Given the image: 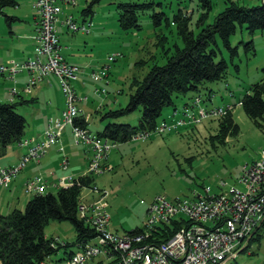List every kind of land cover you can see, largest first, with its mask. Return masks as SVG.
<instances>
[{
  "label": "rangeland",
  "instance_id": "obj_1",
  "mask_svg": "<svg viewBox=\"0 0 264 264\" xmlns=\"http://www.w3.org/2000/svg\"><path fill=\"white\" fill-rule=\"evenodd\" d=\"M89 1L63 3L62 12L59 13L60 20L65 15H71L78 25L84 24L88 28L87 32L81 28L71 30L60 21L57 22L56 30L61 53L68 61L75 62L80 67L77 78L72 83L80 98L76 100L77 106L87 116V128L91 133L102 130L109 121L127 122L131 125L138 123L141 106L118 115L103 114L109 109L125 106L129 93L133 90L132 80L141 79L153 63H164L165 50H173L174 44L182 45L177 26L171 21L179 9L189 15L188 26L196 34L203 25L211 23L227 4L225 0H209L210 7L206 10L199 0H98L93 3V13L83 20L81 9ZM121 1L152 2L151 7L138 13L140 28L121 27L117 9V3ZM237 1L245 5H256L262 0ZM18 2L17 5H3L0 10V63L7 64L10 60L20 62L34 55L35 40L32 35L35 30L31 26L35 22L36 9L32 0ZM158 11H163L164 15L160 18V23L156 24L153 13ZM16 23L20 25L17 26ZM25 27L29 31L28 35L18 32ZM212 46L217 51L216 58L223 57L227 61L226 75L219 79L203 80L198 89L174 97V104L163 106L159 120L163 121L164 118L169 123L175 122L184 116V106H188L189 114H196L198 105L194 103V97L199 95V104L205 108L229 106L238 124V132L221 143L215 137L211 139L210 135L217 129V118L224 113L205 116L199 120L184 116L186 120L183 123L165 128L162 132L153 130L146 137L137 136L121 142H111L108 156L101 161L110 164L111 168L94 172V185L97 189L82 187L79 200L87 205L100 198L101 205H98L108 212V227L113 232L122 233L134 227H142L147 218L148 205L157 195L173 199L201 192L206 186L216 192L228 191L231 186L241 187L238 178L243 166L259 158L264 147V117H258L260 124H256L245 113L238 99L253 82L264 75V27L249 30L245 24L236 23L234 32L229 36V46L218 34ZM115 51L121 55L108 61V55ZM105 63L109 64L107 77L94 80L92 71L99 70ZM24 71L26 70L17 71L14 79H7L5 82L1 79L0 88L6 90L12 84L20 85V81L25 78ZM0 75L2 77L3 74L0 72ZM57 84L58 93L52 99L53 104L43 94L33 101L17 104L16 110L27 121L25 131L34 130L36 124L37 127L42 125L43 117L49 113L47 108L57 104V98L64 104L63 93L59 83ZM102 88L104 91H100ZM97 89L99 92H96ZM21 94L27 99L33 96L25 91ZM6 98L8 97L4 99ZM63 131L65 135L62 133L60 139L64 152L69 155L70 169L63 171L64 174L57 178L56 186L67 173L74 176L82 174L88 164L87 158L89 161L92 154L88 145L73 142L69 125ZM68 136L69 148L66 145ZM41 156L38 161H34L39 162ZM40 171H36V174ZM23 175V171L18 174L11 189L0 185V198L3 196L1 191L6 190L8 195V198L0 199L1 212L7 213L13 207L23 209L26 200L33 193L24 190V185L21 184ZM40 175L47 185V180L42 173ZM56 188L49 187L52 191ZM44 233L60 242H71L76 236L73 224L67 219H49L44 226ZM260 234L259 241H252L247 248L240 249L235 258L226 260L223 264H264V228L260 230ZM70 247L76 249V245ZM62 255L61 247L50 255L49 260L64 263L63 258L59 259Z\"/></svg>",
  "mask_w": 264,
  "mask_h": 264
},
{
  "label": "built area",
  "instance_id": "obj_2",
  "mask_svg": "<svg viewBox=\"0 0 264 264\" xmlns=\"http://www.w3.org/2000/svg\"><path fill=\"white\" fill-rule=\"evenodd\" d=\"M63 3L74 4L75 0H32L36 9L35 31L32 35L35 40L34 55L20 62L10 60L7 64H0V72L6 77L14 78L17 71H27L23 87L25 92H30L36 83L48 74H53L58 78L64 96L60 115L48 117L42 138L35 140L33 137H23L19 143L26 145V151L19 162L0 167V185L7 186L26 162L31 159L38 161L54 143L59 144L58 150L62 153L60 167L66 169L68 160L60 138L67 125L71 128L73 142L86 144L92 151L83 173H99L111 168L110 164L101 161L108 156L112 141L91 133L87 126L75 122V118L87 121V116L77 106L76 100L80 98L72 83L80 67L67 61L59 51L56 25L60 21ZM61 23L71 30L81 28L82 31H88L84 24L78 25L71 15H65ZM117 55L121 53L115 51L109 54L108 61L114 60ZM108 65L105 63L99 70H93L92 78L99 80L107 77ZM11 92L16 93L15 87L11 88ZM194 98V103L198 105L197 113L189 114L188 106L183 109L184 116L194 120L220 115L230 108H205L200 106L199 96ZM184 116L175 122L160 121L156 130L162 132L165 128L175 127L186 120ZM147 135L148 132H140L133 137ZM73 181L74 175L67 173L60 178L58 186H69ZM238 182L241 187L231 186L228 191L216 192L206 186L203 191L193 192L183 198L168 199L164 195H157L148 205L142 228L122 233L109 229V214L98 205L100 198L87 205L80 203L79 216L94 227L95 235L80 243L73 254L64 259V263L45 259L38 264H85L93 257H98L102 264H223L246 247L251 232L264 218V147L259 158L243 166ZM23 185L25 191L40 192L44 191L46 184L40 174H35L26 179ZM173 218L181 220L182 224L168 239L158 242L149 239L157 224L170 222Z\"/></svg>",
  "mask_w": 264,
  "mask_h": 264
},
{
  "label": "trees",
  "instance_id": "obj_3",
  "mask_svg": "<svg viewBox=\"0 0 264 264\" xmlns=\"http://www.w3.org/2000/svg\"><path fill=\"white\" fill-rule=\"evenodd\" d=\"M95 1L98 0H90L81 9V14L84 15L83 20L85 16L93 13ZM199 1L206 10L210 7L209 0ZM225 1L227 4L217 13L214 20L203 25L196 34L188 26V14H184L179 9L173 15L171 21L177 26L182 45L174 44L173 50L169 48L165 50L164 63H153L141 79L132 80L133 90L129 93L125 106L109 109L103 114V116L118 115L141 106L138 123L131 125L127 122L109 121L102 130L97 131L98 135L116 143L129 140L140 132L149 133L156 130L160 123L163 106L174 104V97L183 96L189 90L198 89L199 83L203 80L219 79L226 75L227 61L223 57L216 58L217 51L212 46V43L216 42V34L229 46V36L234 32L236 23L245 24L249 30L263 28L264 0L256 5L241 4L237 0ZM6 4L14 5L15 0H0V9ZM151 6L152 2L147 1L118 2V19L121 27L140 28L138 13ZM163 15V11L154 12V22L159 24ZM166 21L168 23V19ZM16 96L20 98L0 100V158L10 143L19 142L24 135L27 121L25 116L16 110V106L30 99H25L22 94ZM239 100L245 113L259 125L260 121L257 118L264 117V75L253 82ZM217 120V129L213 135H210L211 139L215 137L219 142L224 143L229 136L238 132L239 127L230 108ZM75 122L87 126V121L81 118H75ZM93 174L90 172L74 176L72 184L57 186L55 191L33 192L26 200L23 209L13 207L7 213L0 211V264H38L42 260H49L50 255L61 247L63 255L59 259H65L75 251L70 247L71 245L77 247L85 240H90L95 235L94 227L85 218L79 216L78 210L82 187L97 189ZM51 218L69 220L76 231L74 240L60 242L52 236H47L44 233V226ZM181 224L182 221L176 218L170 222L157 224L149 239L155 242L164 241ZM141 228L134 227L128 231ZM262 228H264V218L261 224L251 232L245 248L252 241H259ZM85 264H102V261L98 257H93Z\"/></svg>",
  "mask_w": 264,
  "mask_h": 264
},
{
  "label": "crops",
  "instance_id": "obj_4",
  "mask_svg": "<svg viewBox=\"0 0 264 264\" xmlns=\"http://www.w3.org/2000/svg\"><path fill=\"white\" fill-rule=\"evenodd\" d=\"M17 4H19L18 0H15V4L14 5H17ZM11 17L12 18H15V15L14 16L12 15ZM35 17L36 16L34 15V18ZM16 18H18V17L16 16ZM35 22H36V18H35ZM35 22L33 21V24L31 26L32 29L34 28V30H35ZM60 22H61V20H60ZM16 24H17V26L20 25L19 23H16ZM12 25H15V24H12ZM11 32H14V30H11ZM18 32H20L22 34H26V35L29 34V31H28L27 27L23 28L22 31H18ZM59 45L61 47V44H59ZM60 47H59V51H60ZM60 53H61V51H60ZM63 57L65 58L64 55H63ZM12 58H14V57L12 56ZM72 63H75V62H72ZM24 72L27 73V71H24ZM26 73H25V78L23 76L24 80L23 81L22 80L20 81L21 82L20 85L12 84L6 90H3V89L0 88V100H9L10 97L13 98V99H17L16 98V95L17 94H21L22 92H24L23 91V87H24V84H25L26 79H27V76H28V73L27 74ZM14 76H15V74H14ZM1 79H3L2 82H5L7 79L9 80V79H14V78L6 77L3 74L2 77H0V80ZM57 83H59L58 78L55 75H53V74H48L41 81H39L38 83H36L32 87V89H31V91L29 93H31L33 96L31 98H29V99L33 101L37 96H40L41 94H43V95H46L49 98L50 103L53 104L52 99H54V96L56 98L57 97L56 95L58 93V86H57L58 84ZM12 87H15L16 93L11 92V88ZM5 97H8V98L4 99ZM25 99H27V98H25ZM52 106H53L52 108L51 107L47 108V112H49L48 113V116L49 117L50 116H59L60 113H61V110L64 107L63 101L60 98H59V100L57 98V104L52 105ZM48 116L45 115L43 117V121H42L43 123H42V125L40 124V126L37 127V124H36L34 130H36V132H38V134H35L36 132L34 130H31L30 132L29 131L27 132V131L24 130L23 137H28V138L33 137V138H35V140L41 139L42 136H43V130L45 129L46 119H48L47 118ZM39 120H40V117H39ZM39 120L37 121V123L39 122ZM63 134L65 135V131H63ZM69 136H70V130H69ZM69 136L67 137V143H68V144H66L67 145V148H69L68 145L70 143L69 142L70 141V139H69L70 137ZM58 146H59L58 143L52 144L47 149V151L41 156L39 162H35L34 160H29L23 166V168H21L19 170V172L17 173V175L9 182V184L7 186H4V188L5 189H11V187L15 184V181H16V178H17L18 174L21 173L22 171L24 172V175L22 176V181H21V184L23 185V183L27 179V177L32 176L33 174H36V171H39V170H41V171L38 174L42 173V175L44 176V178L47 180V182H46L47 183V185H46L47 190H50L49 187H52V186L53 187H57L55 185V181L57 180V178L60 175H63L64 174L63 171L65 172V171H68L70 169V166H69L70 165L69 164V155H67L65 152H64V154L67 157L68 166H67L66 169H62L60 167V160L62 158V153H61V151L58 150ZM25 151H26V145L21 144L19 142H12V143H10L7 146V148H6V151H5L4 155L0 158V166H7V165L17 164L19 162V160H20L21 155ZM87 163H88V158H87ZM5 191L4 192L1 191V193H3V196L0 199H2V200L8 198V195L6 194Z\"/></svg>",
  "mask_w": 264,
  "mask_h": 264
}]
</instances>
